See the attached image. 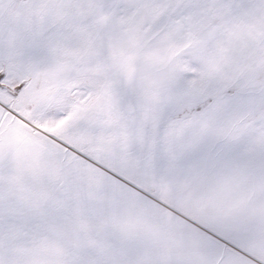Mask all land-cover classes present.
I'll return each mask as SVG.
<instances>
[{"label": "snow or ice", "instance_id": "1", "mask_svg": "<svg viewBox=\"0 0 264 264\" xmlns=\"http://www.w3.org/2000/svg\"><path fill=\"white\" fill-rule=\"evenodd\" d=\"M0 264H264V0H0Z\"/></svg>", "mask_w": 264, "mask_h": 264}]
</instances>
